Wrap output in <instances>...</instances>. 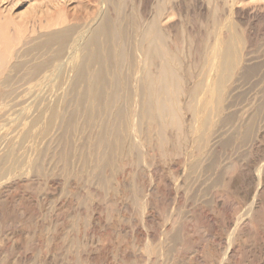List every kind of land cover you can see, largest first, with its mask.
I'll return each mask as SVG.
<instances>
[{
	"label": "rangeland",
	"instance_id": "374dc122",
	"mask_svg": "<svg viewBox=\"0 0 264 264\" xmlns=\"http://www.w3.org/2000/svg\"><path fill=\"white\" fill-rule=\"evenodd\" d=\"M167 5L172 15L163 23L170 28L165 48L173 51L174 70L185 88L178 97V113H172L179 114L182 128L174 126L172 120V124L164 125V118L156 127L144 123L147 128L138 134L149 133L155 138H150L151 145L159 150L153 151L152 146L147 149L146 135L143 139L139 135L143 142L140 151L148 152V161L138 164L128 158L124 174L121 172L115 180L117 191L104 192L98 181L79 179L73 181L71 193L69 188L63 190L67 177L59 161L70 145L74 147L82 140L84 144L85 139L68 135L66 141L61 131L55 130L49 139L60 140L59 148L49 139L44 141L42 150L51 146L50 155L45 164H40L54 170L56 177L42 179L39 187L34 181L31 190L21 179L23 183L7 188L0 198L2 261L10 264L12 250L21 246L16 243L19 233L33 244L37 236L51 240L55 232L63 231L68 242L80 244L81 254L91 255L97 264H129L122 259L124 255L142 256V264H264V0H0V124L11 123L12 118H6L10 109L24 108L32 96H40L55 78L52 69L63 70L75 57L73 53L91 41L93 30L99 28L104 17L118 20L128 31L135 42L128 37V52L141 60L140 35L135 27L138 25L140 32ZM231 22L242 40L240 65L227 85L221 110L210 118L215 114L213 123L207 126L210 129L195 136L191 107H197L208 93L202 82L203 72H207L202 61L203 44L215 42L216 35L210 32H224ZM70 27L74 30L72 37ZM60 32L62 41L54 40ZM39 65L46 66L43 73L47 76H32ZM6 90L11 95L5 99L1 93ZM162 140L167 144L161 150ZM30 154L32 160L37 158ZM80 163L77 160L74 168L81 170ZM46 196L49 201L43 200ZM27 213L32 215L33 225L25 227L22 216ZM71 225L76 227L74 233ZM138 231L144 234L141 246L135 236ZM148 241L159 256L147 258ZM111 245L113 252L99 255ZM63 256L46 252L43 259L34 253L45 264L68 262ZM243 256L250 257L246 258L248 262L242 261Z\"/></svg>",
	"mask_w": 264,
	"mask_h": 264
},
{
	"label": "bare ground",
	"instance_id": "6f19581e",
	"mask_svg": "<svg viewBox=\"0 0 264 264\" xmlns=\"http://www.w3.org/2000/svg\"><path fill=\"white\" fill-rule=\"evenodd\" d=\"M171 13L172 11H170L167 5L165 9H160L155 14V19L148 22L146 27H142L140 32L138 25L135 27V32L140 35V54L138 55H141V60L138 59L139 57L136 60V55L134 56L132 54V56L128 52L129 50L126 47V42H128L127 39L129 37L128 31L120 25L118 20H111L110 17H104L99 28L96 31L93 30L94 33L92 34L91 41L89 43L87 42L88 44L80 52L73 53L75 57L68 60L64 69H52V77L55 78L51 80L50 85L45 86L44 91L41 89L43 92H40V96H32V99L30 98L31 102L27 106H24V108L21 105L7 112L9 114L6 115V118H12V121L10 120L11 123L6 126L7 122L2 121L4 124H0V198L3 196L2 194L6 193L5 190L7 188L13 189L14 187H18L23 181L27 182L25 185L26 189L31 190L30 186L34 185V181L37 180L39 182L37 183L38 186H36L39 187L42 179L50 180L52 177H56L54 170L50 171L45 165L40 164V162L45 164L50 155L49 151L51 146L46 145L47 147L42 150L43 143L54 134L55 130H60L62 138L66 141L69 140L67 138L68 135L77 140H79L78 137L82 136L85 139L84 144H81L84 142L82 140L80 144L78 143L79 145L77 144L74 147L70 145L64 157L59 161L63 163L62 172L67 177L63 183V190L67 192L66 190L69 188V192L71 193L73 181L79 179H94L98 181L99 185L105 190L104 192L117 191L115 180L118 179L121 172L124 174L123 169L129 164L128 158L138 164H145L148 161L146 157V153L148 154V152L145 153L144 150L140 151L142 141H140V134H138L143 132V127L147 128L144 126V123L154 127L159 124L160 119L164 118V125L166 124L168 126V124L173 123L174 126L180 127L179 124L181 123L177 120L179 114L174 113H178L176 110L177 103L181 102L180 100L178 102V99L182 95L181 91L185 88L183 89L182 82L176 75V70H174L176 61H173L175 60L174 55H172L174 54L173 51H171V54L165 48L168 38L167 33L170 28L163 24ZM210 26L212 27V25ZM71 28H68L70 35L74 31ZM225 28L226 30L224 32L222 30L223 33L221 30H216L212 34L210 32V35H216L215 42L209 43L206 41L207 43H205L204 41L205 44L202 42L204 45L202 61L207 71L203 72L202 82L206 85L208 93L197 107H191L194 112L193 120L195 122L193 129H191L195 136L203 132V129L207 130L209 128L207 126L211 125L210 122L213 123L215 119H213L214 115L221 110L223 95L228 87L227 85L231 81L235 70L240 65L239 48H242V40L238 28L232 22L228 23ZM213 30L215 28H212ZM198 39L196 38V40ZM54 40L62 41V33L60 32L59 35H56ZM168 41L170 40L168 39ZM131 42L135 44L134 41ZM135 47L138 46L135 45ZM129 56L132 57L130 58ZM2 62L0 60V63ZM140 63L143 66H139ZM209 67L210 71L207 75ZM124 69L126 70L125 72L123 71ZM45 70V65H39L36 69L32 70L31 74L33 77L47 76V74L43 73ZM112 70L113 73L110 76L109 72ZM107 74L110 78H108ZM137 78L140 79L138 80ZM7 86L9 88L11 85ZM10 95L7 90L4 94L1 93V96L5 97V99ZM22 109H24V112H21ZM213 113L215 114L212 120L210 118ZM169 120H172V123ZM171 127L173 126L171 125ZM176 127L175 129L177 130ZM181 128L182 126L179 129ZM164 131L166 133V130ZM165 133L164 135L166 136ZM145 135L146 148L148 147L150 149L152 146L150 138L154 137H149V133ZM210 135L211 133L209 137ZM144 136L141 138L143 139ZM176 136L179 137L178 134ZM157 138L160 139L159 143H161V138L159 136ZM166 138L164 137V140ZM197 140L199 139L197 138ZM52 142L57 143L59 148L60 140L56 142L49 139V143L52 144ZM164 144L167 143H164L162 140V144L160 145L161 150L164 148ZM201 145H199L200 148ZM154 148L156 147L154 146ZM32 152L37 156L34 160L30 156ZM77 160L81 162L79 164L81 165V170H78L77 167L74 168V163ZM107 173L108 176H106ZM17 178L20 180L10 182V180H17ZM45 195L43 194L41 196L44 197ZM47 198L46 196V199H42L49 201V198ZM85 201L89 202V199ZM140 212H138V215H140ZM27 215L22 216V219L24 218L22 223H24L23 226L25 227L29 224L33 225L32 220H30L32 215L28 213ZM26 217L27 220H25ZM71 226L74 233L76 227L74 225ZM239 232L242 234L241 230ZM54 234L51 240L37 236L35 241H32L33 244L31 242L29 244L28 239L23 238V233H19L16 240L19 242L16 243L21 246L15 247L12 250L9 263L45 264L46 261L43 259L46 252H60V255L65 254L67 257L63 256L68 261L63 264H97V260L91 255L81 254L80 250L83 247L80 244L76 241L68 242V236L63 231H57ZM135 234L137 243L140 246L144 245L143 232L138 231ZM107 235L108 237H112L111 233ZM108 239L110 240L111 238ZM150 245V248L148 247V250H145L146 254L153 257L159 256L158 252L152 250ZM27 252H30L31 255H27ZM111 252H113L112 245L109 248L102 249L99 255H106ZM34 253H37L39 258L42 257L43 259H36ZM43 254L44 256H42ZM1 255L0 253V264H7L6 260L5 262L1 260L3 259ZM243 255L246 254L243 252ZM150 256L147 258H150ZM244 258L245 256H243L242 261L248 262L247 259L250 257L246 256L247 259L245 258V260ZM122 259L129 264H133L132 262L135 261L137 264H142L145 261L142 256L135 258L124 255ZM58 263V261L55 262V264ZM50 264L52 263L50 262Z\"/></svg>",
	"mask_w": 264,
	"mask_h": 264
}]
</instances>
